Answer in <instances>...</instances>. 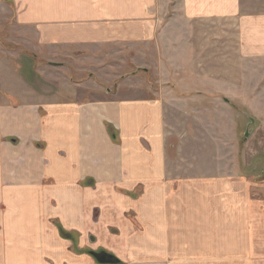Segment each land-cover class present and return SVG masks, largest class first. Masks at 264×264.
<instances>
[{"label":"crops","instance_id":"1","mask_svg":"<svg viewBox=\"0 0 264 264\" xmlns=\"http://www.w3.org/2000/svg\"><path fill=\"white\" fill-rule=\"evenodd\" d=\"M235 107L264 130V0H0V264H264Z\"/></svg>","mask_w":264,"mask_h":264},{"label":"rangeland","instance_id":"2","mask_svg":"<svg viewBox=\"0 0 264 264\" xmlns=\"http://www.w3.org/2000/svg\"><path fill=\"white\" fill-rule=\"evenodd\" d=\"M29 69L30 67L28 66L24 70L25 78L30 75ZM20 70H21V67H20ZM82 75L84 76V80H85L89 77V72L88 73L84 72ZM79 76L81 75H77L76 78L78 79ZM102 79H104L106 83H109L110 81H112L111 75H105L102 77ZM113 79H114V76H113ZM72 80H74V78H72ZM148 83L150 84V87H153V82L151 80ZM112 89L113 87L109 88V90H112ZM231 111H233V113L240 118L238 121H236V123L238 124L239 122L241 123V125H238L239 129L237 128L236 130L235 128L234 130V134L238 141L237 143L239 144L238 150L240 151V153H243L242 150L244 148L247 150H251L252 152H258V151L260 152L258 156H255L253 153L249 154L251 156L249 167L247 166V163L245 162L246 160L245 159L242 160L243 158H242V155L240 154L238 157V159L240 158L239 165L242 166L245 171L250 172V173H253L254 170L257 169L256 173L258 174L259 178H264V130H260V128L258 127L259 130L257 131V125L253 124L252 127H249V132H250L249 136L245 138L244 136L246 134V129L248 127V124H250L249 119H252L251 116L245 110L241 111L242 116H241V113L240 114L238 113L240 112L238 110H237L238 112H236L235 110H231ZM174 152L175 150L173 148V150H171V153H174ZM243 156H244V153H243Z\"/></svg>","mask_w":264,"mask_h":264},{"label":"trees","instance_id":"3","mask_svg":"<svg viewBox=\"0 0 264 264\" xmlns=\"http://www.w3.org/2000/svg\"><path fill=\"white\" fill-rule=\"evenodd\" d=\"M137 71H139V70H137ZM235 109L236 110H238V111H240L241 112V110L240 109H238V108H236L235 107ZM109 128V127H108ZM110 130V129H109ZM110 135H111V139H112V141L115 143V144H117L118 142V139H117V137H116V133L115 132H113V131H111L110 130ZM88 182H91V180H89ZM140 190L138 189V190H136V191H134V193L131 195V196H137L140 192H139ZM58 230H59V232L58 233H60V235H61V237L62 238H65V239H69V240H71L74 244L76 243V240H77V234H73V233H68V232H65V231H63L62 229H61V227H59L58 226ZM92 254V253H91ZM94 255V254H93ZM114 259V261H115V263L114 264H121L119 261H117L115 258H113Z\"/></svg>","mask_w":264,"mask_h":264},{"label":"water","instance_id":"4","mask_svg":"<svg viewBox=\"0 0 264 264\" xmlns=\"http://www.w3.org/2000/svg\"><path fill=\"white\" fill-rule=\"evenodd\" d=\"M250 121V124H248V127L246 129V134H245V138H247V136H249V127H252L253 124H254V120L253 119H249ZM94 257L96 258V261L99 263V264H114L115 261H114V257L113 256H110L109 254H106V253H100V254H97L96 256L94 255Z\"/></svg>","mask_w":264,"mask_h":264}]
</instances>
